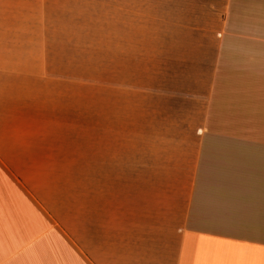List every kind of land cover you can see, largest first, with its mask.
Masks as SVG:
<instances>
[{"label": "crops", "instance_id": "0c3cea01", "mask_svg": "<svg viewBox=\"0 0 264 264\" xmlns=\"http://www.w3.org/2000/svg\"><path fill=\"white\" fill-rule=\"evenodd\" d=\"M187 3L216 24L186 39L194 49L172 70L176 100L195 118L175 221L125 203L118 174L109 187L101 173L71 201L53 167L57 143L29 137L0 109V264H264V0ZM11 68L27 64L0 52V86Z\"/></svg>", "mask_w": 264, "mask_h": 264}, {"label": "rangeland", "instance_id": "374dc122", "mask_svg": "<svg viewBox=\"0 0 264 264\" xmlns=\"http://www.w3.org/2000/svg\"><path fill=\"white\" fill-rule=\"evenodd\" d=\"M187 1L0 0V52L27 64L9 69L0 109L29 137L57 143L53 167L71 201L101 173L109 187L118 174L125 203L175 221L195 118L193 104L176 100L172 70L194 49L186 39L216 24Z\"/></svg>", "mask_w": 264, "mask_h": 264}]
</instances>
